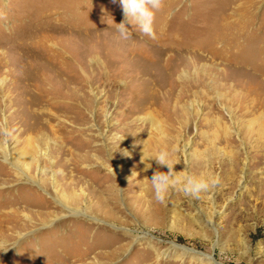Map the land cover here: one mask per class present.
<instances>
[{
	"label": "rangeland",
	"instance_id": "374dc122",
	"mask_svg": "<svg viewBox=\"0 0 264 264\" xmlns=\"http://www.w3.org/2000/svg\"><path fill=\"white\" fill-rule=\"evenodd\" d=\"M123 19L0 0V264H264V0H164L155 40ZM161 149L220 183L156 202Z\"/></svg>",
	"mask_w": 264,
	"mask_h": 264
},
{
	"label": "clouds",
	"instance_id": "9594fccd",
	"mask_svg": "<svg viewBox=\"0 0 264 264\" xmlns=\"http://www.w3.org/2000/svg\"><path fill=\"white\" fill-rule=\"evenodd\" d=\"M119 5L124 16L119 24H115L120 38L130 39L134 32L142 38L146 37L151 40L157 38L156 13L163 8L164 0H119ZM9 135L11 132L7 127L6 118H4L0 120V136L7 137ZM141 159L142 161L145 159L154 160L159 167L167 169V171L156 170L150 179L145 178L150 182L154 200L160 204L166 205L172 192L178 191L185 197L199 198L201 193H207L220 183L219 176L212 173L196 175L186 167L176 171L175 165L181 162L178 159H173L167 149H161L150 157H145L143 154ZM148 168H151V164H146L145 170Z\"/></svg>",
	"mask_w": 264,
	"mask_h": 264
},
{
	"label": "bare ground",
	"instance_id": "6f19581e",
	"mask_svg": "<svg viewBox=\"0 0 264 264\" xmlns=\"http://www.w3.org/2000/svg\"><path fill=\"white\" fill-rule=\"evenodd\" d=\"M44 39V38H43ZM33 43V42H32ZM27 154H28V152L26 151V150H24L23 151V153H22V155L20 156V158L21 159H25V158H27ZM23 161H25V160H23ZM185 251V250H184Z\"/></svg>",
	"mask_w": 264,
	"mask_h": 264
}]
</instances>
